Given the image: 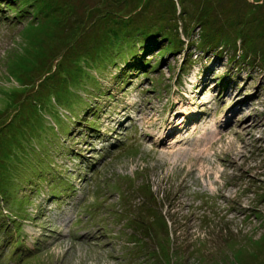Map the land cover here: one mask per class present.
<instances>
[{
	"label": "rangeland",
	"instance_id": "rangeland-1",
	"mask_svg": "<svg viewBox=\"0 0 264 264\" xmlns=\"http://www.w3.org/2000/svg\"><path fill=\"white\" fill-rule=\"evenodd\" d=\"M258 14L0 0V264H264Z\"/></svg>",
	"mask_w": 264,
	"mask_h": 264
},
{
	"label": "trees",
	"instance_id": "trees-1",
	"mask_svg": "<svg viewBox=\"0 0 264 264\" xmlns=\"http://www.w3.org/2000/svg\"><path fill=\"white\" fill-rule=\"evenodd\" d=\"M262 13V12H261ZM263 14V13H262ZM262 14L260 15V14H258V15H256V17H254V24H256V27H257V29H256V31H255V33H258L259 34V36L261 35L260 34V32H258V31H261L262 32V35L264 34L263 32H264V26H263V24L261 23V16H262ZM226 16L225 15H223V16H221L220 18V20H219V24L221 25V26H226V22H228V16L225 18ZM230 17V16H229ZM263 17V16H262ZM202 18V23H208V20H206V18H205V16H202L201 17ZM220 31V30H219ZM222 35H224L225 37H226V34H224L223 32H222ZM244 35H247V34H244ZM241 36L240 37V41L238 42V43H236L235 42V47H236V49H237V52H236V54L239 56L240 54H243V51H245V50H247V49H251V51H254V50H256L257 51V47L255 46V45H257V41H256V39H255V35L252 37V36ZM221 42H222V44H220L221 46H224L225 47V42H224V39H221ZM224 50H225V48H224ZM252 53V52H251ZM95 111V110H94ZM93 115H95V112H94V114ZM89 128H91V127H89ZM34 138H35V136H34ZM21 146V145H20ZM25 153V152H24Z\"/></svg>",
	"mask_w": 264,
	"mask_h": 264
}]
</instances>
